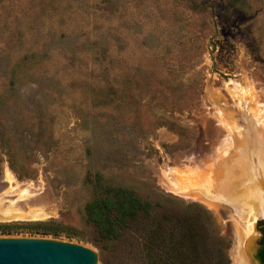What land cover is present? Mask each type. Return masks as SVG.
I'll return each mask as SVG.
<instances>
[{
  "label": "rangeland",
  "instance_id": "rangeland-1",
  "mask_svg": "<svg viewBox=\"0 0 264 264\" xmlns=\"http://www.w3.org/2000/svg\"><path fill=\"white\" fill-rule=\"evenodd\" d=\"M262 150L264 0H0V192L5 168L34 187L0 234L78 242L100 264L134 261L138 235L94 240L85 204L98 176L159 202L209 257L223 237L234 264L233 225L251 253L261 217L224 197L244 187L233 179L242 164L225 162L227 177L205 165L227 151L258 175ZM172 181L207 192L218 212ZM41 221L58 234L29 228Z\"/></svg>",
  "mask_w": 264,
  "mask_h": 264
},
{
  "label": "trees",
  "instance_id": "trees-1",
  "mask_svg": "<svg viewBox=\"0 0 264 264\" xmlns=\"http://www.w3.org/2000/svg\"><path fill=\"white\" fill-rule=\"evenodd\" d=\"M10 165L16 170L12 161ZM96 181L98 196L85 204L86 220L94 227L96 242L118 239L127 232L140 237L141 249L126 264H229L228 241L223 237L217 236L218 248L210 250L209 257L177 218L157 212L159 202L144 200L128 187L104 184L98 176ZM142 220L149 225L137 228L135 224ZM30 225L36 232L58 234L43 221Z\"/></svg>",
  "mask_w": 264,
  "mask_h": 264
},
{
  "label": "bare ground",
  "instance_id": "bare-ground-1",
  "mask_svg": "<svg viewBox=\"0 0 264 264\" xmlns=\"http://www.w3.org/2000/svg\"><path fill=\"white\" fill-rule=\"evenodd\" d=\"M249 90H250V88L247 89V91H249ZM212 154L213 153L208 154V155H210L208 157H209V159H211L212 165L208 166L209 163L206 162L207 164L205 165V169H206V167H210L209 169L211 170V174H213V176L216 173H220L221 177H224V176L227 177L232 172L231 171L232 169L231 170L229 169L230 167L227 168V166L225 165V162L230 163V162L234 161V162H237L239 165L242 164L240 166V170L235 172L236 173L235 176L233 175L234 176L233 179H237V178L240 179L239 184L236 186L239 187L242 184V185H244V187L243 188L242 187L237 188V187L233 186V188H231L230 191H228L226 194H224V197L227 200V202L230 204V206H232L238 210L242 209V211H246L245 205H243V207H241L243 204V203H241V200H243L244 204L245 203H247L248 205L254 204L253 208L248 209V211H250V213H249L250 215L247 218L248 220L250 218H258V217L264 218V187H263L264 186V151L262 150L259 153V157H258L259 166L258 167H260V168H258V171H257L258 175H256L257 173L252 168V166H250V165L248 166V164H246V163L243 164L242 160H239L238 157H236L237 155H235L234 153L229 154V153H227V151H223L222 157L221 156L215 157ZM200 171L202 174V173H206L205 171H207V170L201 169ZM200 171L198 172L195 169V170H192L189 172L191 174L194 173L195 175L198 176L200 174ZM207 172H209V171H207ZM177 174L180 176L179 178H185V176H187V174L185 172H180ZM206 174L209 175V173H206ZM252 176H254V177L256 176L255 179L252 178ZM249 178H250V180H249ZM3 181H5L7 183V185L0 192V220H13V219H17V218L24 216L21 213V211L18 210L19 208H17L15 206V201L18 199H25V197L32 195L31 188H34L32 183H25L23 186H21L17 182L14 174L12 173V171L9 170V168H5ZM181 181H183V180H181ZM170 185H171V190H173L176 194H180L182 196H187V197H197L198 196L197 192H199V190H201V188L197 189V191L188 190L190 188L192 189L193 185L190 186V185L184 184L181 187L179 182L176 185V182H173V181L170 182ZM232 185H234V184L232 183ZM205 187H206V185H205ZM202 191L203 190L200 191V194H203L205 197L204 199H206V201L210 203V201H211L210 195L207 194V192L205 193ZM11 196H16V198L12 199V198H10ZM237 204L240 205V207ZM211 205H212V208H215V210L218 212L219 207H216L213 204H211ZM28 208L40 210L39 208H41V207H28ZM243 214L244 213L240 212L239 215L241 218H243V216H244ZM246 225L249 227L250 223H248V221H247ZM233 230H234V244H233V248H232V259H233L234 264H254L251 260V257H250L251 253L249 251L248 244L246 245V243L249 242V239L245 237L246 232L244 231L240 235L238 228H236V226H234V225H233Z\"/></svg>",
  "mask_w": 264,
  "mask_h": 264
},
{
  "label": "water",
  "instance_id": "water-1",
  "mask_svg": "<svg viewBox=\"0 0 264 264\" xmlns=\"http://www.w3.org/2000/svg\"><path fill=\"white\" fill-rule=\"evenodd\" d=\"M0 264L100 263L94 248L78 242L58 237L0 234Z\"/></svg>",
  "mask_w": 264,
  "mask_h": 264
},
{
  "label": "flooded vegetation",
  "instance_id": "flooded-vegetation-1",
  "mask_svg": "<svg viewBox=\"0 0 264 264\" xmlns=\"http://www.w3.org/2000/svg\"><path fill=\"white\" fill-rule=\"evenodd\" d=\"M254 227L260 237L254 241V245L257 247L253 248L255 249L254 253L251 249L250 257L254 264H264V218L257 219Z\"/></svg>",
  "mask_w": 264,
  "mask_h": 264
}]
</instances>
